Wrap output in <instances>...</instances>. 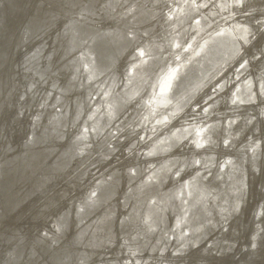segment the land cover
Masks as SVG:
<instances>
[{"label": "bare ground", "instance_id": "6f19581e", "mask_svg": "<svg viewBox=\"0 0 264 264\" xmlns=\"http://www.w3.org/2000/svg\"><path fill=\"white\" fill-rule=\"evenodd\" d=\"M32 2L26 10L21 0H0V10L20 20L13 39L8 36L5 54L10 55L0 63V78L9 79L0 99V126L6 120L10 126L3 124L1 130L11 135L23 126L24 134L25 122L31 120L29 126L39 132L23 151L5 150L14 155L9 160L14 164L12 173L30 163L32 175L39 171L34 164L38 150L49 149L55 159L68 156L70 135L77 148L74 155L99 161L84 183L78 181L85 168L70 163L63 172L70 174V186L61 191L64 203L83 199L79 202L83 209L70 215L69 229L56 213L60 201L48 203L46 185L40 204L47 203L42 206L50 212L42 229L50 241L49 255L43 253L32 264H60L57 258L64 253L70 263L75 257V264L81 259L87 264H264V36L257 35L264 28V0H176L165 6L160 0ZM160 7L166 19L159 16ZM44 10L54 12L53 18ZM193 11L198 13L188 18ZM70 12H77L78 18L63 33ZM33 18L43 24L37 38L48 40L42 62L50 60L52 66L44 78L39 77L36 88H47L48 94L44 93L50 101L39 102L40 108L46 105L47 109L29 108L26 119L17 117L12 122L5 112L12 109L10 97L17 100L19 81L15 82L9 63L20 53L22 24ZM99 24L104 34H99ZM91 27L98 33L73 51L70 42L78 40L81 31L91 33ZM129 38L136 44L128 45L129 41L116 59L103 66L102 52L95 49L106 40L117 48ZM83 46L88 61H82L80 70L88 69L87 79L95 81L100 93L96 102L87 104L89 111L77 101L84 85L77 82L74 55ZM65 55L73 58L67 61ZM196 70L199 78L193 77ZM178 72L185 74L172 95L168 87ZM53 78L61 83L51 89ZM142 93L139 101L130 104ZM53 104L54 111L60 110L48 113ZM39 111L42 115L33 122ZM53 122L55 131L49 129ZM72 127L77 131L71 134ZM132 129L139 132L131 145L140 154L144 151L147 161L140 164L137 158L127 166L121 164L122 170L118 165L106 169L117 146L105 147V143L129 141ZM86 186L91 190L84 197L81 191ZM119 187L120 196L114 199ZM10 190L9 186L0 192L8 215L0 216V227L21 207L25 209L27 191H17L20 202L7 211ZM31 250L28 258L33 262ZM28 258L17 264L28 263Z\"/></svg>", "mask_w": 264, "mask_h": 264}, {"label": "water", "instance_id": "95a60500", "mask_svg": "<svg viewBox=\"0 0 264 264\" xmlns=\"http://www.w3.org/2000/svg\"><path fill=\"white\" fill-rule=\"evenodd\" d=\"M160 1L161 2L163 1L164 3L163 6H165L166 3H169V2L172 3V2H175L176 0H160ZM31 3L33 4L32 0H21L20 6L21 8H26V10H28V8H30ZM37 8H40V7L38 6ZM164 10L165 9L163 7L158 8V14L162 19L166 15ZM81 12L82 11H80V13ZM197 13L198 12L193 11V13H191L188 18H191ZM44 14L46 16H50L53 18L54 12H51V10H44ZM77 16H78L77 12H70L66 15L65 17L66 21L65 23H63L64 25L63 33L64 31H66V29H68L69 25H74V23L76 22V18H78ZM14 18L15 16H12L10 11L5 12L3 10H0V27L2 25V28H0V34H4V36H2V38L0 39V63L4 60V58H6L7 56L9 57L10 55V54L8 55L5 54V51L7 49L9 51V47H10L8 36L13 39V34L16 28L18 27L17 23L20 22V20L18 21V20H15ZM164 19H166V16ZM203 20L206 21V17ZM250 23L252 24L255 30H259L258 29L259 27L257 26L258 24L256 22L252 23L250 21ZM87 25H90V24H87ZM42 26L43 24L41 20H38L37 18L26 20L25 23L22 24L20 30L23 36L21 35V38H20V44H19V46L21 47L20 53L17 56H15L12 62L9 63V68H11V71L13 75L15 76V82L19 81V88L17 91L19 97L16 96L17 97L16 101L15 99H11L10 97V99L8 100V103H10L9 108H12V109H9L5 112V116L8 117V119L11 120L12 122H14L17 117L26 119L24 118V116H26V112L29 108H31L34 112H37L39 109H42V110L47 109L46 105L43 108H40L39 102L40 103L45 102L44 100L50 101V99H47L46 94L44 93V92H47L48 94L47 88L44 89V91H40V89L36 88L38 86L37 85L38 82L40 81L39 77L44 78L45 75L47 74V70H49L52 67L50 60H48L45 63L42 62L43 52L46 48V42L48 41L47 39H45V42H43V40L41 41L39 38H37L38 32L39 30H41ZM98 26H101V30L99 34L100 35L104 34L105 28H103L101 24H99ZM95 30L96 29H94V27H91L90 29L91 33H88L87 31L79 32L77 34L78 40H75L74 43L70 42L71 48H74L73 51L77 50L78 46H80L81 43L85 42L84 39H88L91 35L98 33L99 30L98 31H95ZM257 35L260 37L261 36L263 37L264 28H263V31L261 33L258 32ZM12 41L13 40H11V42ZM129 41H130V38L129 40H122L121 44L118 45L117 48L109 44L108 40L103 41L100 44V46H98V48L100 49H95L98 51L97 52L98 54L100 51L102 52V57H100V60L102 62L101 64L105 66V65H108L109 61H111L112 59H116L117 58L116 56H118L119 52L123 50V48L129 43ZM131 42L132 41H130L128 45L131 44L134 46L136 44V43H133V42L131 43ZM3 46L5 47L2 49ZM84 47L85 46L80 47L79 54L74 55V58L77 60L76 61L77 72L79 71L77 82L79 84L82 83L84 85V87L82 88L84 90H79V92L81 93V98L77 97V101H79L82 106L83 104L85 105V107H83L84 111L85 110L89 111L90 104L97 101V97L100 96V93L97 90L98 86L96 85L95 81L92 82L91 80L87 79L88 69L84 68L82 71L80 70V67H81L80 65L82 61L85 63L88 61L87 56H86L87 53L86 55L84 54V49H83ZM3 54H5V56H3ZM70 57L71 55H65L64 59L65 60L67 59V61H69ZM78 57H80V59ZM72 58L73 56L71 57V59ZM36 61H39L40 64L34 68V66L32 65ZM198 61H201V59L199 58ZM94 65H91V67L93 66L94 68ZM209 66L210 64H208V67ZM153 68H151L150 71ZM198 70L195 71L193 77H197V76L200 77ZM191 72L188 75L186 80L190 78ZM184 74L185 72L182 74L181 72L174 74L173 80L168 87L169 94L173 95L179 90L180 88L179 84ZM4 83L9 84V79L6 77L0 78V99L3 96ZM60 83L61 82H59L57 78H53L51 85H50L51 89H54L55 85L60 84ZM207 89H210V87H208ZM11 91L12 89L9 91L8 94H10ZM143 93L138 98H136L138 100L136 101L133 100L130 104L133 105L134 103L139 101ZM87 104H89V106ZM53 107H54V104L50 106V108L48 109V113L56 112L60 110L59 109V110L54 111ZM39 114L42 115V112L39 111L37 114H35V116L33 117V122L34 120H37V118L39 117ZM30 121L31 120H29L28 122L27 120L25 122L26 124L24 126H28V129H27V132H25L24 134L22 132L24 130L23 126H21V128L19 127V131L14 132L13 134L11 133V135L4 132L3 131L4 129L1 130L3 124L8 125L7 127L10 129L9 124H7V120L0 126V144H3L1 147L3 149L0 151V192L5 191L9 186L11 188L10 190L11 196L10 198H8L7 202H5V204L8 205V210H7L8 212H12L20 202L17 191H20V192L27 191V196H25L23 200L25 209L23 210V208L21 207L18 213L16 214V216L13 215L10 222L0 227V264H17L18 263L17 260L19 259H21L22 261H24L23 263H25L27 261V259H25V256H24L25 251L28 252L30 247H32V250L30 253L34 255V258L37 256V251H39L38 260L39 258H41V255H43V253L44 254L46 253V255H49L47 244L50 241H48L49 239H47V236H45V233H46V232L44 233L45 230L42 232V229L46 228L47 226V223L50 219L49 218L50 216L48 214H50V212H48L47 209L42 206L47 203L40 204V197L46 185L49 186L48 203L50 204L52 201H55V200L60 201L61 206L58 208L56 213L61 218H64V220H66V223L68 224V229H69L70 222H71L70 215L72 214V212H74L76 215V212L81 211L83 209V206L79 205V202H83V199H80L79 201H77V199H74L73 202L68 203L67 201L66 203H64V199H63L64 196H62L61 191L65 187L70 186L67 182L70 174L64 175L63 172L70 165V163L75 164L74 167L78 166L77 169L79 170L82 168H85L87 171L83 172L81 179L78 181L79 183H84L83 181L84 178L88 176L89 177L92 176L93 170L99 164V161L95 162L97 160L96 158L94 159L91 157L87 159L86 161H83L78 155H74V151H76L77 148L75 145V141L70 140V137H71L70 135L68 139V143H67L68 148H69L68 156H65V157L61 156V160H60V159L53 158V156H51L49 149H46V151L38 150L37 156L34 160V164L35 166H40L39 171H36L34 175H32L33 172L30 173L29 171L31 169L32 164L31 163L29 165L27 164V166L22 164L23 171L15 170L17 174L13 175L12 171L14 169L12 166L14 164L10 163L9 160L14 159L13 158L14 155L8 154L5 150L7 151L12 150V149L14 150L15 148L18 147L19 149H21L20 151H23L25 147L30 146L33 143L32 141L35 140L36 135L38 137L39 132L33 129V126H29ZM55 121L56 119L54 120V122ZM54 122L53 124L51 123L52 126L49 127V129L53 127V131H55L56 126H57ZM132 130L133 131L130 134L131 139L129 141L123 142L122 139H113L112 141H110L112 143H108V144L105 143V147H107L108 145L110 148L112 145L117 146V149H114V157L112 158V161L107 165L106 169L114 165H118L119 169L122 170L121 164L125 162L126 163L125 165L127 166L131 164L132 162H136L137 158L140 159V164H142L144 160L147 161L146 157L143 156L145 152L143 151L141 155L140 152L137 150L136 145L134 146L131 145L132 142L133 144H136L137 140H135V136L139 132V129H132ZM75 131H77L76 127L75 128L72 127L69 129V132H71V134ZM80 133H82V131ZM102 136H105V135L103 134ZM111 137L112 136H105L104 138H111ZM15 138H17L18 141ZM1 140L2 141L5 140V142H2ZM93 142L96 143V140H93ZM15 153L18 154L19 152L15 151ZM117 158L120 159L119 163L116 162ZM67 172L68 170L66 171V173ZM132 173L134 174V172ZM181 173L179 175H182ZM124 181H125V178H123V182ZM90 190L91 189L88 186H86L85 189H83L81 192L84 194V197H85V195L89 193ZM120 193H121V188L119 187L118 191H116V193L114 194V199L118 198L120 196ZM66 206H69V207H66ZM68 211L70 212L68 213ZM0 216L2 217L8 216L5 209L2 207L1 202H0ZM75 218L76 216H74V219ZM117 218H118L117 221L119 222L120 218L119 217ZM44 220H47V223H45ZM52 244L54 245V243ZM11 246L12 248H10ZM9 248H10V251L9 253H7V250ZM63 255L64 257L58 256L57 263H60V264H75L76 263L75 257L71 258L73 263H70L68 262L67 254L64 253ZM124 255L125 254L122 253L119 256V260H121V258ZM95 261L96 260H94L93 262ZM32 263H38V261L30 262L29 260V262L26 264H32ZM85 263L87 264V261L82 262V259L79 261V264H85ZM48 264H55V263L48 261Z\"/></svg>", "mask_w": 264, "mask_h": 264}, {"label": "clouds", "instance_id": "9594fccd", "mask_svg": "<svg viewBox=\"0 0 264 264\" xmlns=\"http://www.w3.org/2000/svg\"><path fill=\"white\" fill-rule=\"evenodd\" d=\"M29 256V253L27 251H25V259H27ZM38 257H39V251H37V256L34 258V261H38ZM22 262V261H21ZM24 262V261H23Z\"/></svg>", "mask_w": 264, "mask_h": 264}]
</instances>
